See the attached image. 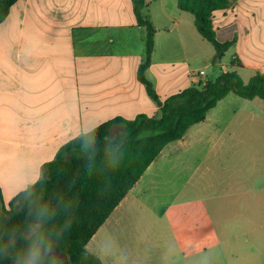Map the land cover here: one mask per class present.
<instances>
[{
	"label": "crops",
	"instance_id": "0c3cea01",
	"mask_svg": "<svg viewBox=\"0 0 264 264\" xmlns=\"http://www.w3.org/2000/svg\"><path fill=\"white\" fill-rule=\"evenodd\" d=\"M144 14L156 29L145 75L163 103L202 82L194 68L204 63L205 39L177 0H147ZM213 24L219 42L234 41L231 72L245 83L264 74V0H241L215 11ZM146 38L133 0H18L13 5L0 25V197L12 188V201L32 187L44 164L81 134L115 118L160 115V106L138 80ZM227 71L222 68L216 76ZM263 103L231 93L204 122L167 145L158 158L178 164V196L160 211L145 201V189L155 184L157 158L88 243V252L103 264H122L107 248L111 229L122 228L112 233L117 251L130 250L135 259L138 248L128 228L154 238L164 225L166 234L178 230L187 257L193 252H185L186 232L195 243L211 236L213 246L221 243L219 227L264 220ZM195 247L194 252L203 249Z\"/></svg>",
	"mask_w": 264,
	"mask_h": 264
},
{
	"label": "trees",
	"instance_id": "16d2710c",
	"mask_svg": "<svg viewBox=\"0 0 264 264\" xmlns=\"http://www.w3.org/2000/svg\"><path fill=\"white\" fill-rule=\"evenodd\" d=\"M17 1L0 0V25ZM177 1L179 10L194 17L200 35L223 57L234 41L219 42L214 12L230 9L241 0ZM146 5L147 0H133L137 23L147 31L146 60L138 70V80L160 106V115L115 118L63 145L56 158L42 167L41 179L0 212V264H27L33 247L40 251L38 264H103L88 252V243L165 147L204 122L231 93L245 100L264 101V74L257 73L245 83L236 72H224L162 103L145 75L151 66L156 35L144 14ZM119 127L123 133L115 136ZM55 248L67 258H56Z\"/></svg>",
	"mask_w": 264,
	"mask_h": 264
},
{
	"label": "rangeland",
	"instance_id": "374dc122",
	"mask_svg": "<svg viewBox=\"0 0 264 264\" xmlns=\"http://www.w3.org/2000/svg\"><path fill=\"white\" fill-rule=\"evenodd\" d=\"M204 44V63H198L194 68L196 74L203 72V75L197 77H200L202 82H198L196 85L215 80L217 73H220L222 68H227V72H231L236 68L232 62L234 55L232 47L223 55L222 63L214 64L218 52L208 41L205 40ZM206 62H210L209 67L206 66ZM122 133L123 130L120 127L115 130V136L122 135ZM157 160L158 163L154 168L155 174L153 177L155 184L150 183L149 189H145L146 195L144 197L151 207L156 211H160L178 196L180 175L178 164L164 163L163 157ZM240 165L241 171L244 173L243 164ZM13 191L10 188L0 197L1 213L4 207L8 209V203L14 197ZM1 198L5 204H3ZM14 208H19V204L15 205ZM175 212L178 215L176 210L171 211V213ZM118 230L122 231V228L111 229L107 248L114 257L121 259L122 264H132V262L133 264H264V220L262 218H258L251 226L236 224L226 228L219 227L221 243L217 244L214 241L215 245L213 246L209 243L212 239L211 236H203L195 243L192 242L189 233L186 232L188 236L185 238V243L188 250H185V252H193L187 257L180 251L181 244L178 230L175 234L173 232L172 235L166 234L164 225H160L155 229L154 238H152L151 233L146 236L144 234L137 235L133 228H128L130 233L134 231V236L130 234V241H133L134 247L138 248V258L131 259L129 254L132 251H117V242L114 240L112 233ZM195 245L201 246L203 249L194 252Z\"/></svg>",
	"mask_w": 264,
	"mask_h": 264
},
{
	"label": "clouds",
	"instance_id": "9594fccd",
	"mask_svg": "<svg viewBox=\"0 0 264 264\" xmlns=\"http://www.w3.org/2000/svg\"><path fill=\"white\" fill-rule=\"evenodd\" d=\"M87 147V145H86ZM65 227H70L69 225H66ZM51 249H49V255H51ZM39 256H40V251L39 249L33 247L29 250L28 253V259H27V264H38V260H39Z\"/></svg>",
	"mask_w": 264,
	"mask_h": 264
},
{
	"label": "water",
	"instance_id": "95a60500",
	"mask_svg": "<svg viewBox=\"0 0 264 264\" xmlns=\"http://www.w3.org/2000/svg\"><path fill=\"white\" fill-rule=\"evenodd\" d=\"M214 64H220L221 63V54L220 53H217V56H216V58H215V60H214V62H213ZM54 256L56 257V258H59V259H66L67 258V256L66 255H64V254H59V252H58V250L55 248V251H54Z\"/></svg>",
	"mask_w": 264,
	"mask_h": 264
},
{
	"label": "built area",
	"instance_id": "2783aa9c",
	"mask_svg": "<svg viewBox=\"0 0 264 264\" xmlns=\"http://www.w3.org/2000/svg\"><path fill=\"white\" fill-rule=\"evenodd\" d=\"M200 75H203V72L199 73V76H200Z\"/></svg>",
	"mask_w": 264,
	"mask_h": 264
},
{
	"label": "snow or ice",
	"instance_id": "6c2138e0",
	"mask_svg": "<svg viewBox=\"0 0 264 264\" xmlns=\"http://www.w3.org/2000/svg\"><path fill=\"white\" fill-rule=\"evenodd\" d=\"M117 131H119V130H117Z\"/></svg>",
	"mask_w": 264,
	"mask_h": 264
}]
</instances>
